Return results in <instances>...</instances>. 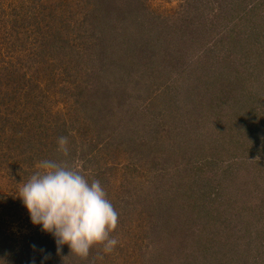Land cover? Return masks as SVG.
Returning <instances> with one entry per match:
<instances>
[{
    "label": "rangeland",
    "instance_id": "rangeland-1",
    "mask_svg": "<svg viewBox=\"0 0 264 264\" xmlns=\"http://www.w3.org/2000/svg\"><path fill=\"white\" fill-rule=\"evenodd\" d=\"M43 160L101 182L110 253L31 223ZM0 264H264V0H0Z\"/></svg>",
    "mask_w": 264,
    "mask_h": 264
},
{
    "label": "clouds",
    "instance_id": "clouds-1",
    "mask_svg": "<svg viewBox=\"0 0 264 264\" xmlns=\"http://www.w3.org/2000/svg\"><path fill=\"white\" fill-rule=\"evenodd\" d=\"M67 138L58 139V151L68 155ZM27 209L31 223L51 234L58 249L67 245L75 255L86 258L102 246L110 253L117 245L111 236L118 213L99 180L64 162L43 160L17 196Z\"/></svg>",
    "mask_w": 264,
    "mask_h": 264
}]
</instances>
